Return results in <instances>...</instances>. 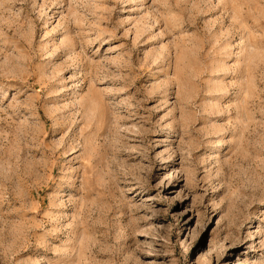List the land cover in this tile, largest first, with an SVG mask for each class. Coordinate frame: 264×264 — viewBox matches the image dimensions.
I'll list each match as a JSON object with an SVG mask.
<instances>
[{
	"label": "rangeland",
	"instance_id": "374dc122",
	"mask_svg": "<svg viewBox=\"0 0 264 264\" xmlns=\"http://www.w3.org/2000/svg\"><path fill=\"white\" fill-rule=\"evenodd\" d=\"M0 264H264V0H0Z\"/></svg>",
	"mask_w": 264,
	"mask_h": 264
}]
</instances>
